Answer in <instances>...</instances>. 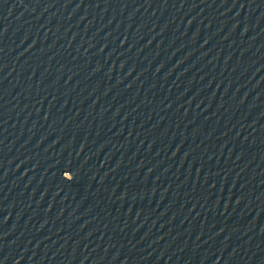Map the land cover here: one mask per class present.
<instances>
[{
  "label": "water",
  "instance_id": "water-1",
  "mask_svg": "<svg viewBox=\"0 0 264 264\" xmlns=\"http://www.w3.org/2000/svg\"><path fill=\"white\" fill-rule=\"evenodd\" d=\"M0 107L264 258V0H0Z\"/></svg>",
  "mask_w": 264,
  "mask_h": 264
}]
</instances>
